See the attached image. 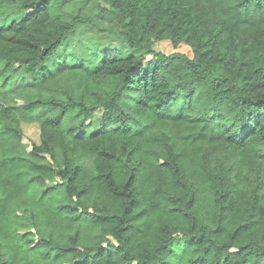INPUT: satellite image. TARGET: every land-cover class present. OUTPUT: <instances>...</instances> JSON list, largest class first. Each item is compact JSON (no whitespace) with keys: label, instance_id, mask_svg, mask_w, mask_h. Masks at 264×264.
Returning a JSON list of instances; mask_svg holds the SVG:
<instances>
[{"label":"trees","instance_id":"16d2710c","mask_svg":"<svg viewBox=\"0 0 264 264\" xmlns=\"http://www.w3.org/2000/svg\"><path fill=\"white\" fill-rule=\"evenodd\" d=\"M86 2L0 0V264H264V0H99L135 52L54 71Z\"/></svg>","mask_w":264,"mask_h":264},{"label":"rangeland","instance_id":"374dc122","mask_svg":"<svg viewBox=\"0 0 264 264\" xmlns=\"http://www.w3.org/2000/svg\"><path fill=\"white\" fill-rule=\"evenodd\" d=\"M24 11L9 7L0 11V25L6 24L13 19H18ZM83 20L77 22L76 29L64 41L58 54L51 57L48 67L54 71L59 70L61 61H72L73 59L90 60L93 55L92 64L97 65L101 52L104 49H114L120 54L130 55L135 51L130 49L125 39L117 32V20L109 12H102L99 0H87L82 7ZM158 48L171 52L175 48L169 41H161ZM180 51L191 54V49L187 44H181ZM148 57L147 60H150ZM102 109L95 110L94 118L89 123L88 128L96 127V120L100 118ZM26 137L24 141L29 144L30 140L39 141L40 128L38 123H24ZM48 159L49 157L46 156Z\"/></svg>","mask_w":264,"mask_h":264}]
</instances>
